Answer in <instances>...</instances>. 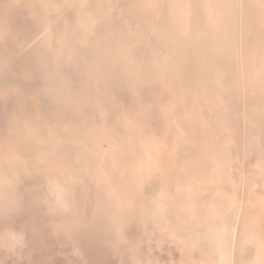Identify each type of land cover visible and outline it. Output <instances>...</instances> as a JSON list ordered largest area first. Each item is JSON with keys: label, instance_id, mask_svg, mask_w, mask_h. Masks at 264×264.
<instances>
[{"label": "rangeland", "instance_id": "rangeland-1", "mask_svg": "<svg viewBox=\"0 0 264 264\" xmlns=\"http://www.w3.org/2000/svg\"><path fill=\"white\" fill-rule=\"evenodd\" d=\"M261 31L264 0H0V264H264Z\"/></svg>", "mask_w": 264, "mask_h": 264}, {"label": "crops", "instance_id": "crops-1", "mask_svg": "<svg viewBox=\"0 0 264 264\" xmlns=\"http://www.w3.org/2000/svg\"><path fill=\"white\" fill-rule=\"evenodd\" d=\"M249 2V1H248ZM250 3V2H249ZM247 18L245 17L244 18V20H245V23L248 25L249 24V27L251 26V22H250V20H246ZM244 22V21H243ZM197 24V23H196ZM195 28H198L197 27V25L195 26ZM261 30V29H260ZM261 36H263V40H264V33H263V31H261ZM260 36V37H261ZM242 40L244 41V47H245V49L246 50H252V47H253V43H252V37H246L245 39H243L242 38ZM212 41H213V39L211 38V37H206L205 38V41H204V44L203 45H206V44H211L212 43ZM222 45H224L225 47H229L228 45H226V42H225V40L224 41H222V43H221ZM200 54V53H199ZM191 56L189 55V54H187V53H185V58H184V60H185V67H189V65H190V63L192 64L191 66H193V64H194V66H197V67H200V71H201V74H200V76H206V69H208L209 67H210V65L211 64H214L215 62L217 63L218 62V60L216 59V57H214L213 59H212V63H210L209 62V59H207L206 58V56H203L202 54H200L199 56L197 55L196 56V60H198V61H196V60H194V62H193V58L194 57H191ZM257 62V61H256ZM216 65H218V64H216ZM258 64L256 63V65H255V69H256V73L258 72Z\"/></svg>", "mask_w": 264, "mask_h": 264}, {"label": "bare ground", "instance_id": "bare-ground-1", "mask_svg": "<svg viewBox=\"0 0 264 264\" xmlns=\"http://www.w3.org/2000/svg\"><path fill=\"white\" fill-rule=\"evenodd\" d=\"M198 24V23H197ZM197 27H198V25H197Z\"/></svg>", "mask_w": 264, "mask_h": 264}]
</instances>
